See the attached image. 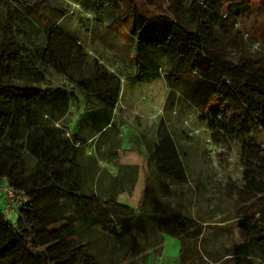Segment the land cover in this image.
Wrapping results in <instances>:
<instances>
[{"label":"trees","instance_id":"1","mask_svg":"<svg viewBox=\"0 0 264 264\" xmlns=\"http://www.w3.org/2000/svg\"><path fill=\"white\" fill-rule=\"evenodd\" d=\"M68 1L92 13L96 23L118 22L128 14L121 0ZM33 6L29 0H0V185L24 198L11 212L17 214L14 223L6 218V204L5 210L0 207V264H104L96 232L112 237L119 264H131V254L158 244L163 230L195 229L196 244L202 234L198 220L176 211L152 215L146 208V198L152 197L148 184L139 211L117 202L118 194L135 183L137 165L120 164L116 176L87 179L81 157L87 151L94 167L87 168L95 178L99 167L89 149L98 134L101 140L113 128L121 76L98 57L82 69L80 37L57 23L41 25L30 14ZM251 6L250 0H167L166 11L135 12L130 31L135 66L127 78L134 83L162 77L168 96L199 108L211 141L239 146L242 184L235 224L245 237L207 264L229 258L234 264H264V146L252 135L264 131V54L232 50L239 18ZM26 22L43 32L41 42L23 40ZM144 141L150 171L157 168L156 175L184 181L183 158L171 135L165 131ZM118 145L110 142L113 156ZM96 154L106 156L100 149ZM139 219L150 221L148 236L140 233L144 246L124 245L126 236L141 230Z\"/></svg>","mask_w":264,"mask_h":264},{"label":"rangeland","instance_id":"2","mask_svg":"<svg viewBox=\"0 0 264 264\" xmlns=\"http://www.w3.org/2000/svg\"><path fill=\"white\" fill-rule=\"evenodd\" d=\"M29 1L37 5L30 9V14L40 19L41 25L46 22L47 25L51 22L57 23L80 37L82 54L86 61L82 69L90 67L94 57H98L110 71L121 76L120 99L115 114L112 115L116 130L108 128L110 133H114L113 136L102 134L101 140L97 142H101L100 147L105 149L106 156H100L96 154V150L89 149L96 157L95 161L99 167L95 178L93 170L87 168H94L88 162L87 151L81 157L80 163L87 179L91 181L116 176L120 164L137 165L136 181L118 194V203L128 204L139 211L144 189L148 184L147 189L152 193V197L146 198V208L152 215L163 217L176 211L177 215H188L198 220L197 227H200L202 234L197 237L196 244H192L191 239L192 235H196L195 229L176 233L163 230L161 235L159 234L161 238L158 244L151 245L140 253L131 254V264H198L201 260L217 259L216 256L223 255L225 247L241 242L245 237L244 232L235 224V219L240 214L237 209L236 191L242 184L239 146L211 141L206 124L199 120V108L178 95L171 93L168 96L170 90L162 77L150 82L134 83L127 78L128 71H132L135 66L130 35L133 14H157L166 11L167 0H121L122 9L128 14L123 16L122 20L112 23H96L92 13L88 16L85 9H79L68 0ZM250 1L251 10L239 18L240 35L233 37L237 39H233L232 50L237 55L245 53L255 57L264 54V0ZM33 27L36 26L27 22L24 24L23 40L27 43L42 41L43 32ZM56 78L59 80L58 76ZM165 131L177 143V150L183 158L186 177L182 182L173 175H156L155 171L159 173V170L155 168L152 172L148 167L149 152L144 140L155 141L163 136ZM252 135L257 143L264 146V131L256 130ZM110 141L119 142L115 148L116 156L108 152ZM107 158H110L112 163H108ZM1 206L4 208V203L0 200ZM108 209L111 217H115L114 222L120 224V218L114 216L110 207ZM119 209L122 211V207ZM5 215L8 221L15 222L16 213L5 210ZM137 222L141 225V230L126 236L124 245L127 243L132 246H144L141 237L146 234L148 236L147 226L150 221L139 219ZM155 233L149 234L151 239ZM95 236L97 247L101 250L100 261L104 264H119L117 245L112 237L101 232H96ZM186 247H190L189 254L186 253ZM182 253L186 256L182 257ZM223 261L218 264L235 263L234 258H229L226 263Z\"/></svg>","mask_w":264,"mask_h":264},{"label":"built area","instance_id":"3","mask_svg":"<svg viewBox=\"0 0 264 264\" xmlns=\"http://www.w3.org/2000/svg\"><path fill=\"white\" fill-rule=\"evenodd\" d=\"M23 195L16 193L10 186L0 185V200L6 204V210L11 213L15 211L17 205L23 200Z\"/></svg>","mask_w":264,"mask_h":264},{"label":"crops","instance_id":"4","mask_svg":"<svg viewBox=\"0 0 264 264\" xmlns=\"http://www.w3.org/2000/svg\"><path fill=\"white\" fill-rule=\"evenodd\" d=\"M116 106H117V104H116ZM115 110H116V108H115ZM114 110V111H115ZM80 111H81V109H80ZM114 111L112 112V115L113 114H115L114 113ZM115 120H114V117H112V126H113V130L115 131L116 129H115ZM107 131V133H106V135H109V137L112 135L113 136V134L112 133H110V131H108V130H106ZM99 135V134H98ZM97 135V136H98ZM101 136V135H100ZM99 137V136H98ZM98 137H96L94 140H93V143H92V145H91V150H96V149H98V147H99V149H100V151H104V152H106L105 151V149L103 150V149H101V147L100 146H102V145H100L101 144V142H99V144H97V142L100 140ZM98 138V139H97ZM105 139V138H104ZM103 140V139H102ZM105 141V140H104ZM111 142V141H110ZM109 145L110 144H108V149H109ZM110 150H108V152H109ZM188 249V248H187ZM189 254V253H188ZM186 259V258H185ZM205 260H207V259H205ZM209 261V260H208ZM184 262V261H183ZM198 264H207V261H202L201 260V263H198ZM210 264H213V262H211Z\"/></svg>","mask_w":264,"mask_h":264}]
</instances>
